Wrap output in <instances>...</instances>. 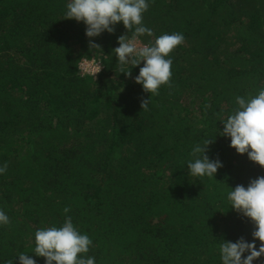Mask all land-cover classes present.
I'll use <instances>...</instances> for the list:
<instances>
[{
    "label": "trees",
    "instance_id": "1",
    "mask_svg": "<svg viewBox=\"0 0 264 264\" xmlns=\"http://www.w3.org/2000/svg\"><path fill=\"white\" fill-rule=\"evenodd\" d=\"M69 2L0 0V264L21 253L45 264L35 232L68 216L95 264H222L221 241L251 243L255 230L229 188L264 176L219 135L236 97L264 89V0H147L143 43L184 36L166 57L171 87L154 96L135 83L143 62L120 73L123 24L90 50L84 23L65 19ZM85 56L102 64L95 78L79 72ZM214 138L206 154L223 167L191 176L193 148Z\"/></svg>",
    "mask_w": 264,
    "mask_h": 264
},
{
    "label": "clouds",
    "instance_id": "2",
    "mask_svg": "<svg viewBox=\"0 0 264 264\" xmlns=\"http://www.w3.org/2000/svg\"><path fill=\"white\" fill-rule=\"evenodd\" d=\"M148 8L147 0H70L66 6L65 19L84 23L90 50L101 49L100 45L93 42L94 38L104 32L113 34L115 26L122 23L126 34L118 38L119 47L113 50L120 73L131 78L132 68L143 62L135 83L142 85L145 93L154 96L159 95L162 85L171 87L172 60L166 57L184 42V36L180 33L163 34L155 39L154 44L143 43L140 37L153 36V31L143 24V14ZM77 64L79 72L92 74L94 78L102 70V65L86 56ZM128 65L132 67L126 71ZM149 103L150 96L142 100L140 106L143 111L148 110ZM236 104L238 108L221 122L223 131L219 135L230 138V147L238 155L247 154L251 162L264 169V89L249 99L236 97ZM214 142L215 138L205 139L193 148L191 156L194 159L187 163L191 176L214 179L218 169L223 167L219 159L211 160L206 154ZM6 171L7 164H4L0 167V174ZM227 199L231 209L250 220L255 230L251 243L243 237L235 243L221 241L218 247L222 264H253L254 260L264 257V176L250 180L246 188L243 185L229 188ZM63 211L68 213L70 209L65 207ZM9 222V217L0 210V225H8ZM257 240L260 241L258 250ZM91 245L89 236L81 234L68 216L61 227L36 230L34 254L43 257L45 264H95L94 257L82 255L89 251ZM245 253H248L246 257ZM18 258L20 264H36L28 254L21 253ZM6 264H13V261L8 260Z\"/></svg>",
    "mask_w": 264,
    "mask_h": 264
},
{
    "label": "rangeland",
    "instance_id": "3",
    "mask_svg": "<svg viewBox=\"0 0 264 264\" xmlns=\"http://www.w3.org/2000/svg\"><path fill=\"white\" fill-rule=\"evenodd\" d=\"M94 61H95L96 64L102 65L100 62H97L96 60H94ZM83 74H86V73H83Z\"/></svg>",
    "mask_w": 264,
    "mask_h": 264
}]
</instances>
